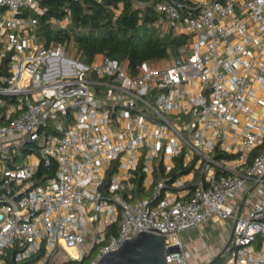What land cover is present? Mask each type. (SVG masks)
Returning a JSON list of instances; mask_svg holds the SVG:
<instances>
[{
  "label": "built area",
  "instance_id": "2783aa9c",
  "mask_svg": "<svg viewBox=\"0 0 264 264\" xmlns=\"http://www.w3.org/2000/svg\"><path fill=\"white\" fill-rule=\"evenodd\" d=\"M43 1L0 0V264H95L140 232L192 264L182 234L212 217L220 264H264V0L158 2L185 41L135 71L46 45Z\"/></svg>",
  "mask_w": 264,
  "mask_h": 264
},
{
  "label": "trees",
  "instance_id": "16d2710c",
  "mask_svg": "<svg viewBox=\"0 0 264 264\" xmlns=\"http://www.w3.org/2000/svg\"><path fill=\"white\" fill-rule=\"evenodd\" d=\"M162 1L167 0H44L41 7L45 13L38 16L40 34L46 45L73 43L87 62L103 54L127 61L135 71L144 62L167 58L170 47L185 41L163 35L155 26L161 16L156 5ZM67 10L72 19L67 30H57L48 23L52 17L63 19ZM263 151L264 145L256 153ZM54 175L55 167L41 165L35 179L39 182ZM87 260L75 264H87Z\"/></svg>",
  "mask_w": 264,
  "mask_h": 264
},
{
  "label": "crops",
  "instance_id": "0c3cea01",
  "mask_svg": "<svg viewBox=\"0 0 264 264\" xmlns=\"http://www.w3.org/2000/svg\"><path fill=\"white\" fill-rule=\"evenodd\" d=\"M233 234L230 222L212 217L196 228L182 234L183 240L192 253V264H209L220 259L228 251L225 247Z\"/></svg>",
  "mask_w": 264,
  "mask_h": 264
},
{
  "label": "water",
  "instance_id": "95a60500",
  "mask_svg": "<svg viewBox=\"0 0 264 264\" xmlns=\"http://www.w3.org/2000/svg\"><path fill=\"white\" fill-rule=\"evenodd\" d=\"M232 239L233 234L225 250ZM218 260L209 264H215ZM95 264H166L164 236L154 232H140L136 237L126 240L117 250L104 254Z\"/></svg>",
  "mask_w": 264,
  "mask_h": 264
},
{
  "label": "rangeland",
  "instance_id": "374dc122",
  "mask_svg": "<svg viewBox=\"0 0 264 264\" xmlns=\"http://www.w3.org/2000/svg\"><path fill=\"white\" fill-rule=\"evenodd\" d=\"M35 150V152L37 151V150H39V149H34ZM227 222H229V221H226V223ZM93 235H94V233L91 231V238H93ZM90 242H91V240H89L86 244H85V247L87 248V249H89V247H90ZM228 255H229V250L225 253V255L223 256V257H221V259H220V263H225L226 261H227V258H228ZM91 259V258H90ZM90 259H88L87 261H86V263H88L89 262V260ZM219 263V264H220Z\"/></svg>",
  "mask_w": 264,
  "mask_h": 264
}]
</instances>
